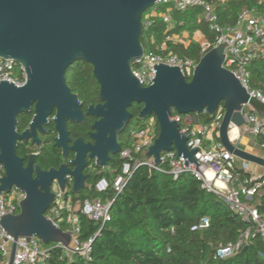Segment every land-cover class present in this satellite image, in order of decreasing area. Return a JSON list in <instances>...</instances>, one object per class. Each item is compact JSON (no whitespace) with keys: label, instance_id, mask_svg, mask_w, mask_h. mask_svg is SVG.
I'll use <instances>...</instances> for the list:
<instances>
[{"label":"water","instance_id":"95a60500","mask_svg":"<svg viewBox=\"0 0 264 264\" xmlns=\"http://www.w3.org/2000/svg\"><path fill=\"white\" fill-rule=\"evenodd\" d=\"M158 0H0V57L13 58L21 64L27 81L21 86L0 83V161L5 174L0 178V192L13 187L25 193L17 214L1 218V226L15 239L37 236L44 243H62L70 247L71 234L46 216L54 201L52 180L66 188V165L59 170L32 174V162L23 166L17 153L19 140L40 142L38 131L55 112L53 122L58 132L56 143L68 148V122H83L86 114L76 93L66 80L67 68L77 60L93 65L104 104L89 106L87 114L100 119L94 124L95 143L87 145L89 157L99 166H107L112 155L120 153V134L133 116V103L143 104L139 117H157L160 132L147 151L161 162L164 151L176 150L185 163H200L195 158L199 146L190 148L180 125L172 120L173 110L180 114L208 112L213 115L219 105L226 111L219 129L222 144L237 157L264 166V157L242 149L230 136V125L240 128L245 118L243 105L264 116V103L250 96L245 84L224 66L225 39L199 60L191 80L181 66L155 65L156 77L144 86L134 75L132 64L145 49L141 42L143 15ZM34 114L29 126L18 131V115ZM82 139L72 146L76 149ZM74 190L79 194L87 175L81 167L84 154L74 160ZM202 173V171H201ZM204 175V174H203ZM17 243L12 245L8 264H14ZM246 246L243 248L245 249Z\"/></svg>","mask_w":264,"mask_h":264},{"label":"trees","instance_id":"16d2710c","mask_svg":"<svg viewBox=\"0 0 264 264\" xmlns=\"http://www.w3.org/2000/svg\"><path fill=\"white\" fill-rule=\"evenodd\" d=\"M211 1L218 15V23L222 26L235 25L244 9H254L264 16V0ZM171 5L160 4L158 14L151 17L148 26L145 25L147 14L154 7L144 13L141 34L144 49L160 52L162 44L166 42L167 51L199 61V42H191L186 46L166 41V37L184 30H200L208 41L215 43L218 33L210 29L202 7L185 10L172 7L169 11ZM165 12H169L172 24L165 22L161 16ZM92 66L89 62L77 60L66 70L67 84L88 102L98 95L99 88ZM249 69L251 86L264 89V60L253 61ZM191 78L188 77V80ZM142 108L143 104L136 102L129 108L133 116L119 137L123 148L131 146L130 130L146 126L151 118H155L157 134L160 132L155 115L139 117ZM32 116V112L18 115L19 132L28 127ZM198 116L204 123H210L214 117L208 112L199 113ZM50 127L54 130L53 125ZM257 139L260 144H264V135ZM122 164L119 153L110 160L107 169L95 176L86 194L78 197L73 195L75 203H82L87 198L113 201L111 218L104 225L78 211L82 239L95 236L100 230L93 242L92 259L85 260L77 255L70 259L58 247L51 250L47 264H264V240L259 235L253 237L245 249L232 256L225 259L215 257L218 246L236 242L249 224L220 197L203 188L202 181L191 172L175 178L168 163L161 164L159 169L141 166L135 170L123 190L117 193L113 188V179L121 171ZM102 178L109 181V186L98 192L96 184ZM259 208L264 213V201ZM203 217L209 218V227L193 229ZM60 226L67 228L64 223H60Z\"/></svg>","mask_w":264,"mask_h":264},{"label":"built area","instance_id":"2783aa9c","mask_svg":"<svg viewBox=\"0 0 264 264\" xmlns=\"http://www.w3.org/2000/svg\"><path fill=\"white\" fill-rule=\"evenodd\" d=\"M160 4H172L168 9L169 11L172 7L179 10L202 7L210 29L217 32L218 35L215 43L208 40L200 43L201 57L225 39L230 45L226 46L224 66L243 81L251 97L264 103V89L251 86V71L249 69L253 61L264 60L263 15H260L254 9H244L239 14L235 25L222 26L218 23V15L211 0H158L153 6V10L147 14L146 26L149 25L151 17L158 14ZM161 16L164 17L165 22L172 24L169 12H165ZM167 40L173 41L174 37L168 35ZM198 62L191 57H183L173 51H167V44L164 42L160 52L144 51L143 55L133 62L132 70L142 85L149 86L153 83V78L156 77V64L180 65L181 71L188 78L193 76ZM18 66L22 68V75L16 76L15 69ZM2 81L21 86L27 81V73L24 67L15 59L0 57V83ZM225 111L224 105H219L213 114V120L210 123H204L199 120V113L180 114L173 110L171 119L179 123L180 132L188 138V146L190 148L201 147L195 153V158L200 163L199 169L202 173L197 169V163L188 162L186 164L185 157L178 155L176 150L162 152L161 162L155 164V157L147 152L159 135L156 132L155 118H152L146 126L130 130L131 146L122 148L120 151L123 164L121 171L113 179V188L117 193H120L135 170L141 166L159 169L161 164L168 163L171 168L170 172L175 178L185 172H191L197 179L202 181L203 188L220 197L232 211L239 214L249 224V227L240 234L236 242H230L226 245L221 244L216 248L215 257L218 259L228 258L245 246L247 247L251 239L257 235L264 240V213L259 208V205L264 201V176L244 175L243 171L249 169L250 162L244 160L242 165L238 167L236 163L237 156L220 141L219 129ZM241 112L245 118L244 124L240 128L231 124L230 132L237 128V139L242 133L254 136L264 135V116L252 109L249 103L243 105ZM237 139L234 141L236 142ZM107 168L108 166L105 167V169ZM4 174L5 167L0 161V178ZM108 186L109 181L102 178L96 184L95 189L102 192ZM53 192L55 198L47 210L46 216L58 226H60V223L66 225L67 228L64 230L71 234L70 247L56 242L47 245L37 236H21L15 239L0 224V248L2 253L0 264L9 263L14 242L17 243L14 264H47L51 256V250L58 247L62 248L64 254L70 259L75 255L85 260L92 259L93 242L100 230L95 236L82 239L80 237L81 226L78 211L104 225L111 218L110 209L113 201L87 198L82 203H75L73 194L68 193L66 190L63 192L57 182ZM25 196V193L16 187H13L9 192H0V221L7 214L19 213L20 202ZM209 225V218L203 217L193 229H203L209 227Z\"/></svg>","mask_w":264,"mask_h":264},{"label":"flooded vegetation","instance_id":"af4514ba","mask_svg":"<svg viewBox=\"0 0 264 264\" xmlns=\"http://www.w3.org/2000/svg\"><path fill=\"white\" fill-rule=\"evenodd\" d=\"M98 87V95H96L89 102L85 98H80L77 94L80 102L82 103L83 111L86 114V119L83 122H68L70 139L68 140L69 146L67 148L66 154L64 151V147L59 146L56 143L58 132L53 122L55 112L49 117L47 124H45L44 126L46 131H38L40 142H34L33 139L30 138L28 140H19L18 142L20 144L17 145V153L23 160V166L28 167L30 161L32 162L33 176L37 175L38 169L43 172H48L53 169L59 170L62 165H66V168L69 171L64 175V177L66 178L65 190L77 197L86 194L87 191L91 188V182L95 178V176L101 173L105 169V167L108 166H99L94 158L89 157L90 151L86 148L87 145L91 146L95 143V139L92 136V134L96 131L94 128V124L100 119V117L96 114H87L89 106L104 104V101H102L100 98V84ZM31 112L32 114H34V105L32 106ZM51 125H53L54 130H51ZM69 126L72 128H69ZM78 139H82V142L77 146L76 149H73L72 146ZM78 152L84 154L85 156V163L82 165L81 170L84 175H87V177L85 179L84 187L80 189L79 194L77 195V192L74 190L75 176L71 173V171L75 170L76 168L74 160ZM118 154L112 155V158ZM55 183L56 179H53L52 191L54 190Z\"/></svg>","mask_w":264,"mask_h":264},{"label":"crops","instance_id":"0c3cea01","mask_svg":"<svg viewBox=\"0 0 264 264\" xmlns=\"http://www.w3.org/2000/svg\"><path fill=\"white\" fill-rule=\"evenodd\" d=\"M220 1L224 2L222 0ZM173 37H174L173 41L175 43H182L186 46H188L191 42L202 43L205 40H207L200 30H196L194 32H189L187 30H184L183 32L179 34H173ZM257 137L258 136L250 135L247 133H242L240 137L236 140V143L242 149H246L254 154L264 157V144H260L258 142ZM243 161H244L243 159L237 157L236 158L237 166L240 167ZM255 173H258V176H264V166L250 162L249 169L246 171H243L244 175L255 176ZM258 201H259V198H258Z\"/></svg>","mask_w":264,"mask_h":264},{"label":"bare ground","instance_id":"6f19581e","mask_svg":"<svg viewBox=\"0 0 264 264\" xmlns=\"http://www.w3.org/2000/svg\"><path fill=\"white\" fill-rule=\"evenodd\" d=\"M230 136L233 140L237 139L238 137V129L234 128L231 132H230Z\"/></svg>","mask_w":264,"mask_h":264},{"label":"rangeland","instance_id":"374dc122","mask_svg":"<svg viewBox=\"0 0 264 264\" xmlns=\"http://www.w3.org/2000/svg\"><path fill=\"white\" fill-rule=\"evenodd\" d=\"M15 75L16 76H19V75H22V68H21V66L19 67H17L16 69H15ZM152 119V118H151ZM138 122V121H137ZM137 122H135V123H137ZM255 176L257 177L258 176V173H255Z\"/></svg>","mask_w":264,"mask_h":264}]
</instances>
